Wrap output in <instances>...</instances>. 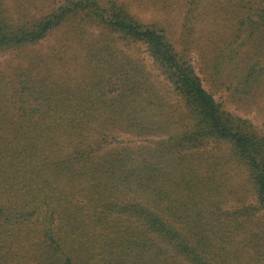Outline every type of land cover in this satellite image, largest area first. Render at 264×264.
I'll list each match as a JSON object with an SVG mask.
<instances>
[{
    "label": "trees",
    "instance_id": "trees-1",
    "mask_svg": "<svg viewBox=\"0 0 264 264\" xmlns=\"http://www.w3.org/2000/svg\"><path fill=\"white\" fill-rule=\"evenodd\" d=\"M49 2L0 0V264H264V128L227 109L264 114V0Z\"/></svg>",
    "mask_w": 264,
    "mask_h": 264
},
{
    "label": "rangeland",
    "instance_id": "rangeland-1",
    "mask_svg": "<svg viewBox=\"0 0 264 264\" xmlns=\"http://www.w3.org/2000/svg\"><path fill=\"white\" fill-rule=\"evenodd\" d=\"M49 1L51 0H7V4L8 6L12 9H9L10 12H18L20 14H36L37 12H44L46 11V7L48 5V3H50ZM14 10V11H13ZM14 14V13H13ZM151 13H146L145 17L148 18L150 17ZM54 43V40H49L48 42H46L43 45V48L46 46H51ZM46 49V48H45ZM45 49H40V48H34L35 51H41V52H45ZM139 57L142 60V62L144 63L145 67L152 71V62L150 60V58L148 57V55L143 51V49L139 50ZM6 58V55H0V62H2L4 59ZM214 98L216 100L219 99L218 95H214ZM170 102H172V100H170ZM227 109L232 112L235 113L239 116H241L242 118L245 119H249L252 123H254L260 130L264 128V114L261 113L260 111H251L250 113H245L242 112L240 110H237L235 107L231 106V105H227ZM124 140H127L126 137H123ZM133 140V139H132ZM132 142H137L138 140H133L131 141V145L135 144ZM226 173L227 175L231 178L230 182L232 183L233 186L237 185L239 183V181H241V177H240V173L236 170V169H232V168H226ZM226 206H230V204L226 205Z\"/></svg>",
    "mask_w": 264,
    "mask_h": 264
}]
</instances>
